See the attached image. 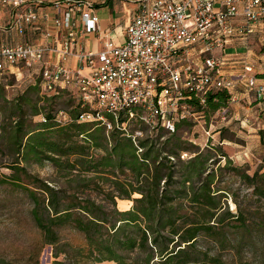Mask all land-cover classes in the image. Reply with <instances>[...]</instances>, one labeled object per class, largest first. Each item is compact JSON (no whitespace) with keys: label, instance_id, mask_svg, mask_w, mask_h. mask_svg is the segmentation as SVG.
I'll return each mask as SVG.
<instances>
[{"label":"trees","instance_id":"1","mask_svg":"<svg viewBox=\"0 0 264 264\" xmlns=\"http://www.w3.org/2000/svg\"><path fill=\"white\" fill-rule=\"evenodd\" d=\"M39 83L36 80L11 98L0 84V171H9L0 172V186L29 198L31 221L43 243L55 250L52 264H65L69 258L64 249L69 245L61 243L58 233L63 224L83 234L86 241V249H72V264H226L217 254L196 250L200 235L223 248L226 235L220 227L226 223L241 234L264 232V172L255 170L251 176L238 172L260 205L251 214L233 215L223 207L222 190H214L218 175L209 168L210 152L184 146L176 137L186 122L177 124L173 133L158 127L171 139L158 149L155 137L147 148V141L135 142L133 133L122 128L125 117L110 132L97 123L77 122L75 110L67 113L68 123H58V109L53 107L61 96L43 95ZM229 100L228 92H213L206 98V109L214 112ZM38 116L39 122L34 123ZM138 116L136 112L131 120H139ZM258 136L264 146V130ZM191 149L197 151H190L193 155L182 161L187 157L182 152ZM45 162L66 177L77 174L92 185L91 190L104 193L112 209L51 187L28 169ZM177 164L180 168L175 171ZM119 200L132 202L129 210L119 211ZM61 255L65 257L58 260ZM0 264L11 263L0 258Z\"/></svg>","mask_w":264,"mask_h":264},{"label":"built area","instance_id":"2","mask_svg":"<svg viewBox=\"0 0 264 264\" xmlns=\"http://www.w3.org/2000/svg\"><path fill=\"white\" fill-rule=\"evenodd\" d=\"M137 2L124 42L104 40L99 51L90 53L79 48L77 37L96 30L98 17L82 13L79 28L74 16L90 6L86 0L52 1V31L38 28L46 0H0V75L36 70L34 82L39 80L43 95L67 96L76 103L77 122L97 123L110 132L121 117L129 121L139 112L149 129L173 133L180 122L203 115L209 94L231 96L234 82L222 74L228 39L259 34L264 48V0ZM31 29H38L36 41L27 37ZM243 74L247 93L264 98V84L253 68L245 67ZM68 115L58 110L56 121L66 124ZM141 135L135 131L132 139Z\"/></svg>","mask_w":264,"mask_h":264},{"label":"rangeland","instance_id":"3","mask_svg":"<svg viewBox=\"0 0 264 264\" xmlns=\"http://www.w3.org/2000/svg\"><path fill=\"white\" fill-rule=\"evenodd\" d=\"M37 74L36 70H32L31 74L28 71H22L21 75L17 76L2 74L0 84L5 85L7 96L11 98L22 93L32 84ZM258 102L238 94L234 102L228 101L226 107L214 112L206 109L201 117L193 122L181 124L176 132V137L184 143V146L193 145L199 152H210L213 159L208 162L209 168L216 170L218 175L214 190H222L221 193L224 195L221 201L225 203L223 207L233 215L241 212L251 214L260 205L256 197L252 195V188L242 181L238 173L244 172L251 176L255 170L260 174L264 172V146L261 145L258 136L259 130H264V99L259 106ZM74 106L77 108L72 99L61 96L54 101L53 108L69 113L74 110L72 108ZM39 119V116L34 117L33 122L38 123ZM124 127L127 133L141 131L139 140L147 141V148L151 146L148 142L155 137L158 149H164L163 143L171 139L166 132L158 128L149 129L141 125L139 120L126 121ZM194 150L197 151L191 149L182 152L186 153L187 157L180 159L187 161L193 155L190 151ZM222 155H225V158ZM179 168L177 164L175 171ZM28 169L51 187L62 189L68 195L74 194L79 198L88 197L102 204L106 210L112 209L104 193L91 190L89 187L92 185L83 182L77 174L66 177L65 172L56 171L47 162L41 166L31 165ZM0 172L9 174V171L5 169H1ZM102 186L103 191H106L107 186ZM131 205L132 202L127 200L117 201L119 211L129 210ZM30 208L31 203L24 192L13 190L5 185L0 186V258L11 264H52L55 260L53 257L55 250L43 243L42 235L31 221ZM220 229L226 235V244L223 248L202 234L197 239L196 250L206 251L210 255L217 254L226 264H264V232L241 234L228 223L222 225ZM58 233L61 243L69 245L64 248L69 257L64 262L72 264L75 262L72 258V249H86L84 235L72 229L69 224L61 225ZM64 255H61L58 260H62Z\"/></svg>","mask_w":264,"mask_h":264},{"label":"crops","instance_id":"4","mask_svg":"<svg viewBox=\"0 0 264 264\" xmlns=\"http://www.w3.org/2000/svg\"><path fill=\"white\" fill-rule=\"evenodd\" d=\"M45 6L39 9L41 23L39 29L53 30L51 20L54 17L52 10V1L46 0ZM83 1V0H81ZM90 3L87 8H80L79 13H74L77 26H83L81 19L82 13L90 16L98 17L96 30L84 31L77 37L78 46L83 51L97 52L102 47L104 40H110L115 44L124 42V31L130 20L134 16L138 2L137 0H86ZM218 1V0H216ZM81 11V12H80ZM44 17H48V21H44ZM236 21L235 23H238ZM234 23V24H235ZM38 29H31L27 32V37L31 41H36L38 37ZM220 56V55H219ZM222 74L234 82V88L231 92L230 101L234 102L238 94L243 98L255 99L258 106L262 103V97H257L255 93L249 94L246 91L245 83L241 78L244 75L245 67H252L258 75L259 83L264 84V48L260 42L259 34L248 36L246 40L239 38L228 39V44L223 50ZM220 58V57H219ZM69 66L75 68V59H70Z\"/></svg>","mask_w":264,"mask_h":264}]
</instances>
